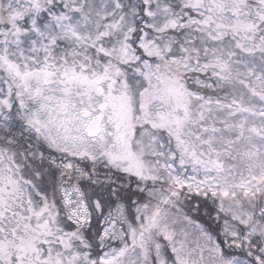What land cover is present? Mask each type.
I'll list each match as a JSON object with an SVG mask.
<instances>
[{
  "label": "snow or ice",
  "instance_id": "6c2138e0",
  "mask_svg": "<svg viewBox=\"0 0 264 264\" xmlns=\"http://www.w3.org/2000/svg\"><path fill=\"white\" fill-rule=\"evenodd\" d=\"M0 264H264V0H0Z\"/></svg>",
  "mask_w": 264,
  "mask_h": 264
}]
</instances>
